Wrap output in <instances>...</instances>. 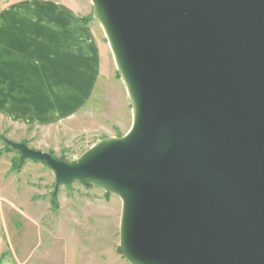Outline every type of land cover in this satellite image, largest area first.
<instances>
[{"label":"water","instance_id":"water-1","mask_svg":"<svg viewBox=\"0 0 264 264\" xmlns=\"http://www.w3.org/2000/svg\"><path fill=\"white\" fill-rule=\"evenodd\" d=\"M133 125L78 159L8 143L122 201L130 264H264V0H90Z\"/></svg>","mask_w":264,"mask_h":264},{"label":"rangeland","instance_id":"rangeland-1","mask_svg":"<svg viewBox=\"0 0 264 264\" xmlns=\"http://www.w3.org/2000/svg\"><path fill=\"white\" fill-rule=\"evenodd\" d=\"M79 4V2H78ZM81 7V6H80ZM93 16V6L82 11ZM84 12V13H85ZM106 53L94 100L58 125H16L0 115V264H130L119 252L122 201L76 181L56 192L44 163L22 159L8 143L74 161L133 125L132 106L101 26Z\"/></svg>","mask_w":264,"mask_h":264},{"label":"crops","instance_id":"crops-1","mask_svg":"<svg viewBox=\"0 0 264 264\" xmlns=\"http://www.w3.org/2000/svg\"><path fill=\"white\" fill-rule=\"evenodd\" d=\"M90 3L0 0L2 118L23 126L58 125L90 106L107 51L101 30L82 11Z\"/></svg>","mask_w":264,"mask_h":264},{"label":"trees","instance_id":"trees-1","mask_svg":"<svg viewBox=\"0 0 264 264\" xmlns=\"http://www.w3.org/2000/svg\"><path fill=\"white\" fill-rule=\"evenodd\" d=\"M89 19L92 20L93 19V16H91ZM119 252H121L120 248H119Z\"/></svg>","mask_w":264,"mask_h":264}]
</instances>
